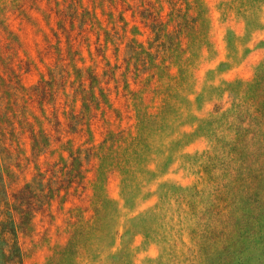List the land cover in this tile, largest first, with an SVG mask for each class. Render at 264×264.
<instances>
[{"label":"rangeland","instance_id":"374dc122","mask_svg":"<svg viewBox=\"0 0 264 264\" xmlns=\"http://www.w3.org/2000/svg\"><path fill=\"white\" fill-rule=\"evenodd\" d=\"M27 1L0 0V264H264V0H121L61 79Z\"/></svg>","mask_w":264,"mask_h":264},{"label":"trees","instance_id":"16d2710c","mask_svg":"<svg viewBox=\"0 0 264 264\" xmlns=\"http://www.w3.org/2000/svg\"><path fill=\"white\" fill-rule=\"evenodd\" d=\"M120 1L100 0L95 3L92 0H28L20 7L19 14L23 21L30 20L35 14L39 16L40 22H37L36 27L41 28L39 36L45 38L40 43L36 42V46L39 53L48 54L51 68L57 79H61L70 58L82 64L92 58L95 66L98 63L105 65L100 49L107 41L119 38V24L122 21L116 13L109 19V14L111 10H117ZM106 36L109 38L106 39ZM53 43H56L54 48L51 46ZM48 65L44 62L42 74L33 83L36 95H32L36 102L42 101L47 93L49 95L48 86H45L47 77H51L47 73ZM94 70V67L90 69L91 73ZM87 71L89 69L84 70L85 78L79 80L78 84L88 80Z\"/></svg>","mask_w":264,"mask_h":264}]
</instances>
